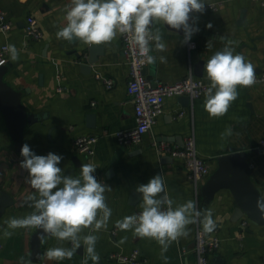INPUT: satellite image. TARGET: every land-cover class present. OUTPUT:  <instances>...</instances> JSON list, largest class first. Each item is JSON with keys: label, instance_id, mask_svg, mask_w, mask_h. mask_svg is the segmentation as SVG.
Returning a JSON list of instances; mask_svg holds the SVG:
<instances>
[{"label": "crops", "instance_id": "crops-1", "mask_svg": "<svg viewBox=\"0 0 264 264\" xmlns=\"http://www.w3.org/2000/svg\"><path fill=\"white\" fill-rule=\"evenodd\" d=\"M69 3L70 0H0V7L13 23L7 33L0 30V45H15L20 53L15 62L9 58L5 79L22 90V100L29 112L44 116L27 125L22 137L16 139L0 112L1 192L7 191L13 198V203L0 214V243L3 247L0 264H20L21 257L26 264L33 253L32 236L36 229H17L11 238H3L6 220L23 217L32 211L24 204L25 198L35 191L25 183L27 170L20 167L24 144H28L37 155L51 152L62 156L59 167L65 175L78 177L82 164H95L100 175L97 180L112 188L105 193L106 202L112 209L107 229L93 233L99 236L96 243L99 264L102 261L128 264L119 263L109 255L130 253L134 249L140 250L145 259L143 264H165L160 255L161 248L154 239L139 238L132 231H121L116 227V221L142 209V197L132 203L131 194L137 193V186L148 183L157 174L163 176L167 193L175 201L174 207L193 200L201 213L206 209L213 210L217 227L209 235L220 237L221 248L212 254L210 264L216 254L225 258L223 264H264V222L254 223L247 216L233 221L235 201L228 189L218 191L211 201L204 200L200 189L205 181L196 188L188 177L184 160L167 152H158L153 144L154 141H165L171 146H183L186 139L194 135L198 154L210 164L212 172L218 166L219 156L251 151L248 156L251 177L264 194V150L256 148L264 139V82L256 80L249 88L238 86V99L221 118H209L204 108V95L195 99L189 96L187 102L181 96L166 97L164 111L145 134L143 143L126 147L113 162L121 149L116 132L136 125L135 106L128 92V59L119 36L110 45H95L101 47L96 53L99 58L90 64L89 70L84 68L82 65L91 56V46L56 37V32L65 23V9ZM30 17L37 19L43 31L41 39L25 37ZM209 23L211 28L207 27ZM190 24L199 28L189 40L196 42L194 48L190 47L189 41L182 43V30L157 25L161 28L167 50L150 53L157 57L156 63L146 66V75L151 82L173 83L191 73L194 78L210 85L204 65L229 40L233 41L235 53H242L255 66L256 75L264 74V0H225L218 11L195 13ZM221 35L225 40H219ZM208 43L211 48H207ZM159 56H165L167 63H160ZM200 61H203V69L198 76L195 71ZM104 79H111L113 86L110 87ZM92 114L95 116L90 118ZM228 126L232 127L233 135L221 140L220 134ZM82 134L98 137L94 155L78 153L74 141ZM111 168L114 172L108 176ZM244 220L248 221L245 229L241 226ZM188 228L189 237L173 242L164 254L168 257L167 264H182L184 248L190 250L188 260L184 261L196 264L192 249L196 232L202 229V225L197 223ZM89 232L90 229H85L82 235ZM125 237L127 239L120 243ZM52 247L70 248L72 245L45 236L41 243V264H84L87 254L83 244L70 260L62 261L46 258L44 254ZM87 264L93 262L88 259Z\"/></svg>", "mask_w": 264, "mask_h": 264}, {"label": "clouds", "instance_id": "clouds-1", "mask_svg": "<svg viewBox=\"0 0 264 264\" xmlns=\"http://www.w3.org/2000/svg\"><path fill=\"white\" fill-rule=\"evenodd\" d=\"M205 5V0H70L65 9V23L56 32V37L92 46L110 45L119 36H125L138 48L142 64H154L157 57L150 53L167 50L163 33L157 25L182 30V43H187L199 31L189 23L191 16L203 13ZM207 27L212 25L209 23ZM219 40L223 41L225 37L221 35ZM232 45L233 41L229 40L204 65L210 81L204 91V108L209 118H221L227 114L238 99V86L249 88L256 83L255 66L242 53H235ZM207 48H211L210 43ZM5 50L11 61L19 59L20 53L15 45L9 44ZM159 61L167 63V58L159 56ZM231 135L233 129L228 126L220 134L221 140ZM20 154L23 157L20 167L28 172L25 183L35 190L24 201L32 211L23 217L6 220L3 238H11L17 229L42 230V236H51L72 245L70 248L47 249L44 255L48 260H70L83 244L87 254L84 264L88 259L99 264L100 256L96 252L99 236L93 233L107 229L112 209L106 202L105 193L112 188L97 180L94 175L97 166L82 164L79 176L73 177L65 175L59 167L63 159L60 155L51 152L37 155L28 144L22 146ZM135 191L142 197V211L116 221V227L121 231H132L139 238L154 239L161 248L160 255L165 264L168 257L164 254L170 245L189 237V225L201 224L204 234L212 233L217 227L213 210L206 209L201 213L193 200L174 207L175 201L169 197L161 174L137 186ZM257 208L264 218V194L258 199ZM85 229L90 232L82 235ZM20 264H25L23 257Z\"/></svg>", "mask_w": 264, "mask_h": 264}, {"label": "built area", "instance_id": "built-area-1", "mask_svg": "<svg viewBox=\"0 0 264 264\" xmlns=\"http://www.w3.org/2000/svg\"><path fill=\"white\" fill-rule=\"evenodd\" d=\"M225 0L205 1V11H218L223 5ZM192 14L191 20L193 19ZM12 20L8 17L7 12L0 7V30L7 33L12 28ZM43 31L40 29L37 19L30 17L25 27V37L32 40L41 39ZM123 41V48L129 64V81L128 92L132 97L135 106L136 125L130 129H123L116 132V138L121 146H135L143 143L144 136L155 125L157 118L164 111V102L166 97L170 96H190L191 99L198 98L204 95L205 89L210 86L202 79L194 78L191 73L183 79L173 83H153L144 73V69L148 64L140 62L138 48L134 47L127 37L121 36ZM8 43L0 45V67L6 65L9 60V53L5 50ZM190 47L196 46L195 41H189ZM105 82L111 87L113 81L111 79H104ZM257 81L264 82V74L256 75ZM97 136L82 134L75 138L74 144L78 153L83 155L92 156L96 152ZM154 146L158 152H167L175 157H180L185 162L188 177L199 188L203 181H206L212 174L210 164L202 158L196 148V139L194 135L189 136L183 146H171L165 141H154ZM264 150V139L260 141L258 147ZM97 179H100L98 172L94 173ZM2 189V181H0V193ZM166 207V206H165ZM140 209L136 214L141 212ZM248 225V221L244 220L241 223L243 229ZM0 243V250L2 249ZM221 248V239L218 235L204 234L202 229L196 232V243L192 249L196 264H210V257L218 249ZM190 250L186 248L182 251L183 261L182 264H190L185 262L188 260ZM110 258L119 263L128 264H143L145 259L142 257L139 249H134L130 253H111Z\"/></svg>", "mask_w": 264, "mask_h": 264}, {"label": "water", "instance_id": "water-1", "mask_svg": "<svg viewBox=\"0 0 264 264\" xmlns=\"http://www.w3.org/2000/svg\"><path fill=\"white\" fill-rule=\"evenodd\" d=\"M101 47L91 46L89 50L91 56L86 64L82 66L89 70L90 64L96 63L99 57L96 53ZM203 69V61L197 65L196 75L201 76V70ZM147 67L144 69L146 74ZM8 73V66L3 65L0 67V112L2 113L6 125L13 137L20 139L22 137L24 128L27 125H32L40 121L44 116L29 112L22 100V90L12 86L5 79ZM181 99L185 102L189 101V96H181ZM92 114L89 117L93 118ZM125 146H121V149L115 154L113 162L117 157L125 150ZM251 151H237L223 154L218 157V166L212 172L210 177L205 181L200 189V193L204 196V200L211 201L216 193L222 189H228L235 201V210L231 219L238 221L244 216H247L254 223H263L261 213L257 208V201L263 194L260 187L255 185L251 177V165L248 161V156ZM114 172L111 168L109 174ZM163 195V193H161ZM140 195L135 192L131 194V202L135 203ZM13 203V198L7 191L0 193V214L3 213L6 207ZM42 230H37L32 236V249L33 253L31 259L26 264H41V243L45 236L41 234ZM225 258L216 254L211 264H223ZM100 264H106L100 262Z\"/></svg>", "mask_w": 264, "mask_h": 264}]
</instances>
